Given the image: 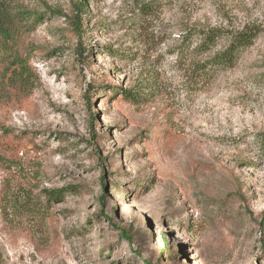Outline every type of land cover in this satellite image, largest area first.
Segmentation results:
<instances>
[{
    "label": "rangeland",
    "instance_id": "1",
    "mask_svg": "<svg viewBox=\"0 0 264 264\" xmlns=\"http://www.w3.org/2000/svg\"><path fill=\"white\" fill-rule=\"evenodd\" d=\"M79 1L80 37L47 16L18 40L35 78L0 104V264H264V0ZM213 28L257 32L231 69L191 38Z\"/></svg>",
    "mask_w": 264,
    "mask_h": 264
},
{
    "label": "trees",
    "instance_id": "2",
    "mask_svg": "<svg viewBox=\"0 0 264 264\" xmlns=\"http://www.w3.org/2000/svg\"><path fill=\"white\" fill-rule=\"evenodd\" d=\"M41 6L43 11L37 12L24 0H0V59H3L0 74V104L4 106L7 105L17 90L28 89L35 78L27 55L19 51L18 40L20 36L33 31L47 16L64 17L72 35L80 37L82 34L83 18L87 16V6L82 1L71 0L68 13L57 11L42 2ZM148 7V5L139 3L140 10ZM256 36L257 32L252 29L231 33L223 29L213 28L198 32L191 38H196L197 48L202 53L211 50L218 41L223 40L225 46L208 59L207 67L227 70L233 68L239 54L253 44ZM111 90H113L112 96L119 93L125 101L135 102L137 99L130 91H122L119 88H112ZM262 148L264 150V146ZM70 190L73 191V189ZM64 196L63 190L45 191L47 200L53 202L63 200ZM121 233L126 240H129L125 231L121 230ZM147 264L151 263L148 262Z\"/></svg>",
    "mask_w": 264,
    "mask_h": 264
}]
</instances>
